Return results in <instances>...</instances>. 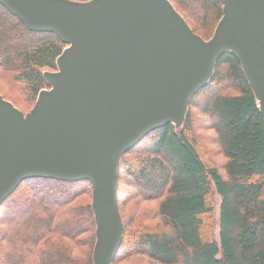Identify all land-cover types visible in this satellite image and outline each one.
<instances>
[{
    "label": "trees",
    "instance_id": "16d2710c",
    "mask_svg": "<svg viewBox=\"0 0 264 264\" xmlns=\"http://www.w3.org/2000/svg\"><path fill=\"white\" fill-rule=\"evenodd\" d=\"M170 1L196 33L199 24L214 32L222 16L220 0ZM65 46L53 32L28 29L0 3V75L18 87L6 88L3 97L30 108L49 87L43 72L57 68ZM201 126L214 130L204 139L218 147L221 164L203 157ZM124 180L132 189H122ZM118 183L124 232L129 221L134 227L130 239L123 233L111 264H149L142 257L156 264H264V118L231 52L220 56L208 83L192 96L181 126L153 129L122 155ZM91 190L86 179H23L0 204V264H93ZM215 194L217 237L203 220L213 224ZM149 201H155L152 209L140 207ZM127 206L130 216L123 213Z\"/></svg>",
    "mask_w": 264,
    "mask_h": 264
},
{
    "label": "water",
    "instance_id": "95a60500",
    "mask_svg": "<svg viewBox=\"0 0 264 264\" xmlns=\"http://www.w3.org/2000/svg\"><path fill=\"white\" fill-rule=\"evenodd\" d=\"M220 1L204 39L170 0H0L28 29L66 43L29 111L0 93V204L25 178L88 180L93 264H111L124 233L122 155L151 130L182 125L224 52L240 62L264 118V0Z\"/></svg>",
    "mask_w": 264,
    "mask_h": 264
},
{
    "label": "rangeland",
    "instance_id": "374dc122",
    "mask_svg": "<svg viewBox=\"0 0 264 264\" xmlns=\"http://www.w3.org/2000/svg\"><path fill=\"white\" fill-rule=\"evenodd\" d=\"M190 21L192 23L191 19H190ZM192 25H193V23H192ZM196 31L199 34L205 35L207 37V39L210 38L212 36V34H213V32L209 33L207 31H205V28L203 26H201L200 24H199V29L196 30ZM6 88H18V87H17V85L12 84L5 74H4V76L0 75V92H6L7 93V89ZM20 96L21 97L19 98V103L24 104L25 103V98H24L23 94L20 93ZM31 107L28 108V109H24V110H22L20 107H18V108L21 109L24 112H27V111H29L31 109ZM195 111H197V110H195ZM195 115H197L199 117H202V114L199 111H197L195 113ZM196 118H198V117H196ZM196 132H197V136H198V139H199V142H200V143H198V147L199 148H203V150L205 151V154H203L204 155L203 157L206 158V159L210 158V160L212 162H215L217 164H221L222 157H221V155L218 152V147L216 145H214L213 143H211V142L208 143L205 140V139H207L206 137H214V133H215L214 130L205 129L203 126H201L200 128L196 129ZM128 171L133 174L135 169L133 167H130L128 169ZM124 178H126V179L127 178H131L132 179V176H131V174L127 173ZM118 181H119V178H118ZM123 182H124L122 184L124 186V187H122L123 190H124V188H131L132 189V186L128 185L126 180H124ZM118 192H119V188L117 189V194H118ZM219 202H220V196L218 194H215V196H214V210H213V215H212V219H211V220H213V224L210 222V220H208V217H204V219H203L204 222H205L204 227H205V229H208L209 232L212 230V226H213V236L214 237L218 236L217 220H218ZM154 204H155V201H149L145 205L144 204H140V207L141 208L145 207L146 209L147 208L148 209H152ZM130 211H131L130 208L127 206L123 210V213H125L127 216H130ZM21 212H22V210L17 214V216L22 214ZM133 227H134V225L130 224V221H129V224L127 225V227L125 229V232H124L125 233L124 234V238H126V240L130 239L129 231L131 229H133ZM142 258L144 260H146L149 264H156L152 260H149L148 257H142ZM136 262L139 263V260H136ZM130 263H131V260H127V259H124L121 262H119V264H130Z\"/></svg>",
    "mask_w": 264,
    "mask_h": 264
}]
</instances>
